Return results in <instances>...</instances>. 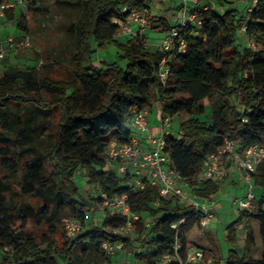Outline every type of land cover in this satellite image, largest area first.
Segmentation results:
<instances>
[{
  "label": "trees",
  "instance_id": "1",
  "mask_svg": "<svg viewBox=\"0 0 264 264\" xmlns=\"http://www.w3.org/2000/svg\"><path fill=\"white\" fill-rule=\"evenodd\" d=\"M80 1L86 15L77 26V48L65 76L51 74L53 62L40 69L10 68L0 76V110L10 104L15 109V114L1 119L7 145L0 150V166L5 171L0 176V247L9 246L11 250L0 258V264L112 263V257L102 249L104 240L121 241L125 248L135 251L129 236L114 232L128 222L127 215H110L101 225L91 223L74 239L62 235L59 240L53 221L62 219V212L68 209L84 227L87 212L96 207L97 200L130 190L131 177L109 170L103 153L112 139L131 140L134 110L150 108L156 95L163 114L173 117L184 113L179 134L169 135L166 151L183 181L198 184L200 197L211 199L217 192L218 183L199 182L197 176L207 156L226 138L236 139L242 149L253 144L264 146V0H258L252 10L251 4L241 15L237 7L203 11L201 34L182 30L180 38L187 41L186 50L170 53L150 50L143 35L117 42L121 25L115 19L125 22L128 13L122 11L123 7L141 0L77 3ZM23 17L21 14L17 23L27 33ZM245 21V38L254 39L261 45L259 49L239 47V29ZM170 26L167 17L150 15L151 30L167 33ZM108 43L120 48L121 57L128 61L126 67L117 61L94 63L95 53ZM164 56L169 68L165 82L159 67ZM50 110L58 112L52 143L31 153L29 141L46 129L47 120L40 112ZM14 144L30 156L21 169ZM78 169L86 172L88 183L99 186L102 194L86 197L80 192L74 179ZM18 177L20 193L12 181ZM253 180L256 186L264 187V162ZM125 181L129 184L123 185ZM25 197L37 198L40 204L24 201ZM156 199H160L159 205L154 204ZM129 204L131 212L141 216L132 221L133 226L145 233L140 248L146 254L137 253L138 262L162 264L160 257L175 254L176 245H180L178 254L184 264L192 247L205 252L199 264H206L210 252L220 254L193 205L177 197H160L159 188L149 182L129 195ZM143 214L149 217L147 223ZM241 222L246 226L242 255L235 248ZM30 223H52L53 228L37 234L29 228ZM226 239L234 247L224 262L215 264H264V191L255 194L253 207L241 208L237 219L227 227Z\"/></svg>",
  "mask_w": 264,
  "mask_h": 264
},
{
  "label": "built area",
  "instance_id": "2",
  "mask_svg": "<svg viewBox=\"0 0 264 264\" xmlns=\"http://www.w3.org/2000/svg\"><path fill=\"white\" fill-rule=\"evenodd\" d=\"M133 6L125 5L123 12L128 13L125 22L115 19L121 25L118 35H128L130 38L136 35H144L150 23L151 4L147 0H141ZM258 0H252V10ZM181 11V21L172 24L170 30L161 38V49L167 53L172 51L184 52L187 48V41L180 38L181 31L190 29L194 34H201L204 26L202 17L203 11L222 10L217 0H177ZM28 0H0V25L7 22L10 12L17 7H25ZM18 18V17H17ZM18 21V20H17ZM136 25V27L134 26ZM248 22L240 27L239 31L245 36ZM147 45V44H146ZM148 46V45H147ZM35 49L31 37L28 33L22 35H9L6 38L0 37V62L8 58L11 54L16 55L22 50ZM167 56H164L159 64L160 73L165 82L169 75L167 67ZM50 61H45L43 57L39 59V66H43ZM171 116L160 112V123L157 131L153 130L149 117V108L135 109L130 125L132 129L139 131L141 136L132 135L129 142H118L111 140L106 146L103 156L106 167L119 175H129L131 177V188L124 194H116L112 197L104 195L102 202L103 215L109 217L113 214H123L128 216V222L115 228L114 232L121 236H129L126 227H131L132 221L139 220L141 216L131 212L129 195L137 190L145 188L147 182L159 188V195L162 198L177 197L181 202L195 207V212L201 217V223L205 227L215 214L211 205L207 202H199L190 197L184 188L187 185L191 190L198 184L185 183L182 176L171 166V155L166 151V145L171 134L169 125ZM148 144L149 146H145ZM264 162V146L253 144L247 149H242L236 139L226 138L224 143L205 159L202 170L197 176L199 182L214 181L219 183L226 179L231 170H238L242 173V178L249 184V191L244 197L235 198V203L240 208H251L254 205L255 193L253 192V174L259 165ZM155 205L160 204V199H156ZM67 235L74 239L83 228L80 220L76 217H68L64 220ZM176 226V225H174ZM130 237V236H129ZM102 249L108 256H113L117 249H121V241L114 243L110 240L102 242ZM175 254H164L159 261L162 264L180 262L178 250L180 245H176ZM9 246L0 247V258L10 251ZM205 256L202 249L192 247L188 250L186 263L199 264ZM211 262V261H210ZM104 264H112L105 262Z\"/></svg>",
  "mask_w": 264,
  "mask_h": 264
},
{
  "label": "rangeland",
  "instance_id": "3",
  "mask_svg": "<svg viewBox=\"0 0 264 264\" xmlns=\"http://www.w3.org/2000/svg\"><path fill=\"white\" fill-rule=\"evenodd\" d=\"M217 1L219 5L222 6L221 9L223 11L231 9L232 7H237L238 15L244 13L247 10V7L252 4V0H224V2H221L220 0ZM148 2L151 3V11L153 16L165 13L164 15L169 16L172 24H176L181 21V11L177 8L178 4L175 0H170L172 3V11H174V13L169 12L170 10L168 6L162 4V1ZM21 14H24V26L27 28V33L30 35L36 50H22L20 53L16 54L13 60L8 59L7 61L3 62V65L0 66V76L3 74L6 68H27L33 66L39 68V59L41 57H43L45 61L54 63L55 66L51 72L53 76H65L70 68L69 60L71 54L77 48V26L86 15V8L82 1L77 3V0H28V3L25 7L20 6L15 9V17L8 18L7 25H5L4 28L2 25H0V35L2 38H6L9 35L23 34V30L18 26L17 23V17H19ZM147 35L149 36L150 42H156L158 39L163 38L165 32L149 30L147 31ZM116 37V40L119 43H125L130 39V37L126 35H116ZM160 43L161 41L158 45H151L149 43V49L152 51L160 49ZM238 45L241 49L251 46L256 50L261 47V45L258 44L254 39H246L241 32L238 35ZM21 54L23 56H19ZM37 54L41 55L40 58H37ZM121 55L122 51L116 45V43H108L106 44L105 48H101L95 53L93 60L97 65L102 64L103 61L106 60L117 61L119 66L126 67L128 61L122 58ZM205 103L207 104V101H205ZM151 105L152 111L150 115H157L159 109L157 95L154 96ZM13 114H15V109L11 104L7 108L0 110V150L7 145L4 142L5 136L2 132L4 128L2 126L1 119H3V117L6 115L10 117ZM183 114L184 113H181L171 117V124L168 128L176 135L179 134L180 123ZM40 115L47 120L46 129H44L42 132H37L35 139H33V141H29L28 147L31 150V153L35 150H43L44 146L52 143L53 133L56 129L58 121L57 110H50L47 112L41 111ZM13 146L17 151L16 153L18 157L16 160L20 165L19 169H21L22 165L24 164V160L28 159L30 156L28 153L23 152L19 145L14 144ZM1 155L2 153L0 152V156ZM4 175V168L0 166V176L3 177ZM74 179L78 183L79 190L84 196L98 197L100 194H102L99 186L88 183V176L82 169L77 170ZM12 181L15 191L20 193V178L18 177ZM230 183L231 182L228 180L220 181L218 183L217 192L211 199L200 197L197 193V188L195 191L185 189L186 193L190 197L198 200L201 203L207 202L209 205H211L215 214L214 218L210 220L209 224L204 227V231L210 234L212 240L218 245L220 254L215 252L208 253L206 264H215L216 261L221 263L224 262L225 258L228 256L229 250L234 247V245L226 239V230L227 227L237 219L241 210L234 200L235 198L244 197L246 195V193L249 191V184L246 183L243 178H239L238 176L235 183ZM122 184L128 185L129 183L125 181L122 182ZM253 185L254 186L252 190L256 195L264 191V187L256 186L254 180ZM16 200H18L17 202H21L18 198H16ZM23 200L35 205L40 204V201L34 197H25ZM102 210V202L97 200L96 207H92L87 212V224L81 229L79 234L85 233V231L89 229L91 223L97 225H101L103 223L105 217ZM62 213H65L62 214V219H55L53 221L58 229L57 238H59V240L63 239L62 235H65L66 237L68 236L65 230L64 220L68 217H74L72 212L68 211V209H65V212ZM142 217L145 223L149 221L147 214H143ZM29 228L37 234H42L47 229H52L53 226L52 223L49 225L46 223H40L37 225L30 223ZM126 231L130 236L133 247H135V251H130L123 245L121 249H117L113 254L112 264H146L145 261L141 263L138 262V259L135 256L140 252L146 254V250L140 248V244L145 233L133 225L131 227H126ZM237 234L239 235L237 236L238 241L244 240L246 234L245 222L238 224ZM243 247L244 246L239 244V242H237V245H235V248L238 251H241Z\"/></svg>",
  "mask_w": 264,
  "mask_h": 264
},
{
  "label": "crops",
  "instance_id": "4",
  "mask_svg": "<svg viewBox=\"0 0 264 264\" xmlns=\"http://www.w3.org/2000/svg\"><path fill=\"white\" fill-rule=\"evenodd\" d=\"M155 1H157V2H161L162 1V4H164L165 6H168V8H169V12H171V13H174V11H172V3L170 2V0H155ZM176 2H177V0H175ZM151 4V3H150ZM177 4H178V2H177ZM177 8L179 9V4H178V6H177ZM165 13H161L160 15H157V16H165L164 15ZM13 15H15V10L14 11H12V12H10V14H9V17H12ZM165 17H167L168 19H169V16H165ZM170 20V24H171V19H169ZM2 26H3V28H4V26L5 25H7V22H3L2 24H1ZM135 27H136V25H134ZM3 28H2V30H3ZM149 30H151V29H149L148 27L146 28V30H145V34L143 35V36H145V37H147V40H146V44L148 45V47H150V45H149V43L151 44V45H153V44H159V42L161 41V39H158L156 42H150V40H149V36L147 35V31H149ZM23 34H24V32H23ZM17 36H19V35H22V34H16ZM125 35V34H124ZM126 36H128V35H126ZM0 37L2 38V36L0 35ZM117 38V37H116ZM161 49V48H160ZM156 50H158V49H156ZM156 50H154V51H156ZM15 56L16 55H13V54H11L8 58H6L5 60H3V61H1L0 62V66H2L3 64V62H5V61H7L8 59H10V60H13L14 58H15ZM19 56H23L22 54L21 55H19ZM7 69H10V68H6L5 70H7ZM158 98V97H157ZM158 102H159V109H158V113H157V115L156 114H153V116L152 115H150V113H151V111H152V105L150 106V108H149V117H150V121H151V126L153 127V130L154 131H157V129H158V126H159V123H160V112H161V103H160V100H159V98H158ZM133 130V132H132V135H139V136H141V134L139 133V131H137L136 129H132ZM171 132V134L172 135H176L174 132H172V131H170ZM145 146H149L148 144H145ZM237 176L239 177V178H242V173L240 172V171H238V170H231V172H230V175L226 178V179H224V180H228L229 182H231V183H235L236 182V179H237ZM223 180V181H224ZM230 183V184H231ZM184 188L185 189H188V190H190V191H193V190H191L187 185H184ZM189 191V192H190ZM237 236H239L238 234H237ZM239 242V244H242L243 246L245 245V238H244V240H242V241H238ZM241 242V243H240ZM244 248V247H243ZM243 248H242V250L241 251H238L237 249V252L240 254V255H242V253H243Z\"/></svg>",
  "mask_w": 264,
  "mask_h": 264
}]
</instances>
